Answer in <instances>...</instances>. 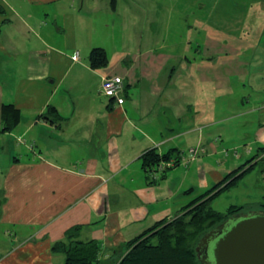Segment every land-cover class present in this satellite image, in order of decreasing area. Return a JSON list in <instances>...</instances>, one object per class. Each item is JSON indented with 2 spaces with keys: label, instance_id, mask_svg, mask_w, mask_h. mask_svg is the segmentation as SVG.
I'll return each mask as SVG.
<instances>
[{
  "label": "crops",
  "instance_id": "crops-1",
  "mask_svg": "<svg viewBox=\"0 0 264 264\" xmlns=\"http://www.w3.org/2000/svg\"><path fill=\"white\" fill-rule=\"evenodd\" d=\"M86 1L0 0V224L15 230L0 248V264H63L64 254L52 245L75 226L77 239L99 242L96 264L112 261L123 244L175 218L237 169L221 129L224 121L259 110L218 115L214 98L229 93L231 79L209 72L232 44L242 54L257 52L262 41L243 40L248 31L238 41L209 31L206 37L223 38V47L211 44L196 61L181 58L168 77L162 71L176 56L163 47L115 49L107 66L93 68L97 35L93 15L83 12ZM239 1L215 4L223 3L228 16ZM231 18L248 19L245 11ZM71 45L85 46L79 58ZM116 75L125 84L122 104L102 92L103 81ZM176 98H183L180 109ZM6 104L20 111L12 129L2 120ZM51 106L61 117L56 121L45 117ZM254 136L263 147L264 116ZM191 147L198 151L185 152L184 169H176L180 164L154 178L143 168L149 149L164 155ZM232 155L241 157L236 146Z\"/></svg>",
  "mask_w": 264,
  "mask_h": 264
},
{
  "label": "rangeland",
  "instance_id": "rangeland-1",
  "mask_svg": "<svg viewBox=\"0 0 264 264\" xmlns=\"http://www.w3.org/2000/svg\"><path fill=\"white\" fill-rule=\"evenodd\" d=\"M216 1L222 0H118L115 11L110 6V0L96 2L87 0L83 12L94 17L97 36L93 46L105 48L109 59H112L115 49L133 53L140 48L163 47L164 51L174 54L176 59L164 67L162 77H168L174 66L184 62L181 58L196 61L207 53V48L211 44L221 49L224 39H208L206 35L209 31L213 32V35L231 34L230 41H238L243 32L248 31L250 35L243 40H250L255 36L257 41H262L254 54L239 53L237 49H232L236 46L232 44L231 53L221 55L222 57L209 71L213 75L228 76L231 79L229 93L214 98L215 104L219 107L218 115L230 117L244 112L251 106L259 107L255 112L224 121V127L221 129L225 145L232 150L227 158L229 163L236 164L238 168L256 157L252 162L256 164L252 166L251 163L245 167L251 169L240 178L241 180L239 179L240 182L217 196L212 201V207L226 212L232 205H243L245 208L238 215L244 216L260 212L264 208V154L256 156L262 144L255 143L254 136L264 116V110H261L264 106V0H242L239 1L238 7L235 5L233 11L227 12L233 15L235 11L238 14L245 11L248 19L242 23L231 21V15L224 16L226 10L222 13V9L226 7L223 3L216 5L218 4ZM237 1L234 0V3ZM92 2L94 5H90ZM256 14L261 17L253 18ZM60 47L63 48L64 43L60 42ZM69 48L71 52L74 50L83 52L85 46L81 48L78 45H71ZM88 55L87 52L81 56L83 60H88ZM182 99L176 98L178 109ZM157 101H160L159 98ZM235 146L241 156H238L239 158L232 155L235 153ZM249 150L252 152L249 153ZM189 163L188 158L187 164H181L176 169H184ZM243 177L245 179H242ZM194 206L183 210L182 213ZM14 239L13 227L0 224V248L9 246ZM104 264L112 263L106 261Z\"/></svg>",
  "mask_w": 264,
  "mask_h": 264
},
{
  "label": "trees",
  "instance_id": "trees-1",
  "mask_svg": "<svg viewBox=\"0 0 264 264\" xmlns=\"http://www.w3.org/2000/svg\"><path fill=\"white\" fill-rule=\"evenodd\" d=\"M117 2L118 0H110L111 7L115 8ZM89 61L93 68L107 66L109 63L107 50L102 47L93 48L89 55ZM45 117L50 118L52 121L55 118H61L53 106L48 108ZM2 120L5 122V129H12L20 121L19 109L13 104L4 105ZM259 150L260 152L256 156L264 154V146L260 147ZM181 152L178 149H172L168 153L161 155L155 148L149 149L142 156L143 168L148 172H152L157 169L162 161H167L173 157L177 159ZM255 158L253 157L229 173L222 181L185 205L177 217L171 220L159 221L140 235L123 244L117 249L118 256L111 263L202 264L197 251L200 239L208 231L227 222L232 215H238L245 208L243 205H232L226 212H222L212 207V201L222 192L237 184L239 179L251 169V167H245L251 165ZM178 164L176 162V166ZM254 164L256 163H252V166H255ZM196 203L198 204L196 205ZM192 206H194L192 209L182 213L183 210H187ZM262 211L264 212V208ZM80 228V226H75L69 229L66 232L65 239L53 243L52 251L64 254L65 261L63 264L101 263L99 259L101 250L99 242L96 240L84 241L77 239Z\"/></svg>",
  "mask_w": 264,
  "mask_h": 264
},
{
  "label": "water",
  "instance_id": "water-1",
  "mask_svg": "<svg viewBox=\"0 0 264 264\" xmlns=\"http://www.w3.org/2000/svg\"><path fill=\"white\" fill-rule=\"evenodd\" d=\"M202 264H264V212L232 215L198 242Z\"/></svg>",
  "mask_w": 264,
  "mask_h": 264
},
{
  "label": "built area",
  "instance_id": "built-area-1",
  "mask_svg": "<svg viewBox=\"0 0 264 264\" xmlns=\"http://www.w3.org/2000/svg\"><path fill=\"white\" fill-rule=\"evenodd\" d=\"M80 54L79 51L75 52V58H79ZM124 91H125V84L124 80L121 76L116 75L112 76L109 78H106L103 83H102V92L104 95L115 99L118 101L120 104L124 103ZM198 149L195 147L189 148L187 151H182L179 155V157L176 159V157H173L167 161H162L156 170L152 171L153 172V177L156 178L159 176V174L163 171H165L168 168L176 166V162L180 164H187L188 163V158L185 154H191L195 155L197 153Z\"/></svg>",
  "mask_w": 264,
  "mask_h": 264
}]
</instances>
